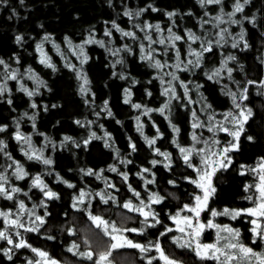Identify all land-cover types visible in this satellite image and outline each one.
<instances>
[{"label":"trees","instance_id":"obj_1","mask_svg":"<svg viewBox=\"0 0 264 264\" xmlns=\"http://www.w3.org/2000/svg\"><path fill=\"white\" fill-rule=\"evenodd\" d=\"M234 2L223 0L222 5L201 7L199 0H111V4L109 0H23V3L21 0H0V59L9 66L5 69L0 65V83H4V76L12 71H16L18 77L6 81L10 92L0 97V126H7L5 131L0 132V140L7 146L0 153V173L7 175V186L22 189L12 200L0 196V211H10L11 219H15L19 212L21 222L25 224L24 229H18L21 236L16 237L15 230L0 217V230L8 228L14 241L23 238L32 248L47 252L61 264H95L99 253L108 250L111 240L102 228H97L91 221V213L123 230L137 229L135 232L125 231L128 240L144 246H148L149 242L153 245L159 242L165 254L179 264H219L213 259L199 258L191 248L178 247L172 239L183 234L175 230L176 224L170 217L178 212L191 215L181 209L184 204H193L192 197L200 193V189L190 179H186H196L197 173L185 164L177 145L199 149L204 146L203 141H208V146L215 150L231 140L227 133L208 130L212 126L208 116H215L213 123L219 122L231 128L223 114L239 110L234 108L231 97L226 93L236 92L237 102L240 103V92L247 86L248 99L243 101L242 106L251 108L253 115L245 124L239 151L229 154L232 158L231 166L227 170L218 171L213 177L216 193L209 201V210L201 213L200 221L207 223L212 219L215 224L237 228L241 233L240 240L245 245L257 252L264 250V241L257 239L252 243V217L242 215L233 220L228 215L212 217L210 211L253 207V201L246 197L254 196V189L246 192L245 186L254 184L256 177L247 168L241 169L240 166L254 167L259 158L264 157V94H260L264 93V88L259 85L264 80V0H250L244 11L236 14L234 19L241 20V24L227 22L217 27L214 17L220 14L221 7L225 13L232 12ZM152 7L159 11H152ZM145 8L147 11L140 16L134 15L136 11ZM126 9L133 12L132 18L123 15ZM173 11L177 15L169 18L166 13ZM205 12L209 15L206 16ZM253 16L256 17L255 25L243 19ZM224 19L227 21V16ZM112 21L123 31L134 32L135 38L126 37L112 28ZM203 21L209 22L203 23L201 27ZM146 22L159 24L161 31L155 28L141 31L135 27L139 24L144 28ZM241 27L245 30L249 47L244 48L243 42H240L238 47L233 48V37L239 39ZM169 28L183 39L176 41L174 46L167 39L165 44H159L161 38L168 37ZM221 29H227V33L217 45L215 41L219 39L217 33ZM106 30L111 31V36L105 35ZM188 31L200 39L195 42L189 40ZM17 35L24 38L20 44L16 43ZM149 35L155 43L150 44L146 39ZM45 36L50 39L45 41ZM89 38L103 41L104 45L85 43ZM209 41L212 42V50L203 52L199 66L188 64L185 68L188 60L196 59L189 53L203 51ZM41 43L44 54L54 68L40 62L41 53L37 51L36 45ZM78 45H83V55ZM141 45L144 46L143 51ZM116 49L121 51L113 56L111 51ZM149 51H152L154 60L158 59L166 65L163 70L141 59ZM229 55L236 59L228 61L227 67L222 68L223 61ZM84 56L88 59L81 64ZM117 59L122 60V63L113 68ZM69 63L86 75L89 84L85 87L90 89L87 95H81L83 82L78 79L77 71L67 66ZM177 63H180L179 69L175 67ZM227 68L233 69L231 79ZM29 69L32 73H29ZM216 69H221L220 75L209 79ZM164 73H173L178 77L172 81V85L179 99L171 98V93L169 96L163 95L168 84H162L159 77L163 76L165 82L171 80V76ZM31 74H35L44 84L39 85L37 94L28 97L20 89L23 84L29 90H37L36 82L29 78ZM121 74L126 78L121 79ZM181 81L187 85V95L181 87ZM247 81L257 83L247 85ZM125 89L130 92L128 103H125ZM8 99L12 100L11 104L7 103ZM105 100L108 101L112 116L103 110ZM33 102L36 108L30 106ZM166 103L168 108L163 113L159 112L158 109ZM134 104L142 107L134 108ZM145 109L152 111L145 113ZM137 117L142 132L137 131ZM77 120L81 124H77ZM194 123L201 126L193 128ZM17 124L21 134L31 137L32 147L37 150V154L42 152L43 158L53 161L51 165L43 164L42 160L28 159L25 151L30 153L32 149L15 139ZM173 126L179 131L174 132ZM93 132L100 139L93 138L85 145L84 141ZM105 132L111 134L110 138L105 137ZM193 135L197 137L196 141L192 140ZM65 136L72 137V140L65 141ZM247 136H252L253 140H247ZM144 137L156 138L155 145L149 147ZM213 140L219 141V146L212 145ZM105 141L110 147L105 146ZM130 144H135V151ZM155 148L170 153V168L165 167L168 161L156 153ZM152 160L157 161L155 166L151 164ZM14 161L24 168L27 177L18 180L13 176L16 166ZM190 162L200 167V156L193 153ZM110 166L116 167L117 171H111ZM144 168L150 171L138 175ZM88 169L93 170L94 174H86ZM241 171L245 174L241 175ZM120 173H126L128 180L125 181ZM57 174L62 179H58ZM96 174H99V179ZM153 174L155 182L146 184V181L153 179ZM37 175L49 189L58 194V198H46L40 188L32 185ZM63 181L74 187H68ZM169 181L175 183L170 184ZM81 190L86 194L84 203L77 202V208H73L74 199ZM132 190L138 192L139 197ZM153 193L164 197L163 201L151 203ZM101 195L107 203L101 199ZM20 201L26 205L22 212L19 211ZM128 201L135 207H141L140 201L145 205L150 204V209L145 208L144 211L151 210L156 213V217L150 216L145 222L142 213L123 207ZM32 213L44 218L39 231L25 230L36 226L31 223L35 220ZM155 219H159L160 223L156 224ZM153 224L154 227L149 226ZM167 228L173 231L166 232ZM69 229L74 230V234H70ZM216 241L217 229L214 228H206L200 237L202 244ZM73 243L79 245V252L91 250L95 254L93 259L88 260L69 251ZM7 248L13 249L10 253L12 259L9 260L0 251V264H28V261L38 259L30 248L16 249L14 245L0 240V249ZM152 257H156L152 264H164L155 247L147 252L130 247L115 249L109 259L111 264H148Z\"/></svg>","mask_w":264,"mask_h":264},{"label":"snow or ice","instance_id":"obj_2","mask_svg":"<svg viewBox=\"0 0 264 264\" xmlns=\"http://www.w3.org/2000/svg\"><path fill=\"white\" fill-rule=\"evenodd\" d=\"M21 3H23V0H21ZM199 3L201 5V7H204L205 5H213V4L222 5L223 0H199ZM249 3H250V0H243V2H241V0H235L234 4L232 6L233 11L229 12V13H225L223 10V7H221L220 14L217 15L216 17H214V19L217 21L216 26L219 27L220 23H227V22H230L232 24H241L242 21L236 20V19H234V17L236 16L237 13H242L244 11L245 5H247ZM109 4H111V0H109ZM149 7H151V5H149ZM145 11H147L146 8L140 9V10L136 11L134 15L138 17ZM152 11H154V12L159 11V9L152 7ZM123 15L127 16L129 18H132L133 12L129 9H126L124 11ZM166 15L169 18H172V17L176 16L177 13L174 11L173 12H167ZM205 15L207 16L209 14L207 12H205ZM225 16H227V18H228L227 21L224 19ZM243 19H248L249 22L254 24V25L256 23V17L255 16H253L251 18L244 17ZM208 22L209 21H203L201 24V27H203V23H208ZM135 27L140 28L141 31H145L146 29H153V28H155L158 32L161 31L159 24L152 25V24L147 23V22L145 23L144 28H141V26L139 24L135 25ZM112 28L116 29L117 31L122 32V34L126 37L135 38L134 32L123 31L119 27V25L116 24L115 21H112ZM168 33H169L168 37L167 38H161L159 40V44H161V45L165 44L166 39H167V40L171 41L172 45L174 46L176 41H180L183 39V37L174 34L172 32L171 28L168 29ZM225 33H227V29H221L217 33V35L219 36V39H217L215 41V43L217 45H219L221 43V41L224 40ZM105 35L111 36V31L106 30ZM245 35H246L245 30L243 29V27H241V32L239 33V39L236 40V38L233 37L234 42L232 43L231 46L233 48H236L239 46L240 42H243L244 48H248L249 45H248L247 40L245 39ZM187 38L193 42L200 39L199 37L195 36L191 31L187 32ZM23 39L24 38L22 35H17L16 36V43L20 44L23 41ZM43 39L45 41H47L50 39V37L45 36ZM65 39L67 40V38H65ZM146 39L150 42V44L155 43V41H152V38L150 35L146 36ZM93 42L98 43L101 46L104 45L103 41L94 40L92 38H89L88 40L85 41V43H93ZM68 45H69V48L72 47L70 40L68 41ZM77 47H79L80 53H81V55H83V45H78ZM124 47L127 49L126 45ZM36 49L38 52L41 53L40 62L43 64H46L48 67L54 68V65H52L50 63V59L44 54L42 43L37 44ZM143 49H144V46L141 45V50L143 51ZM57 50H59V49L57 48ZM127 50L131 51V49H127ZM211 50H212V42L209 41L207 44V47H203V51H200V52L192 51V52H190L189 55L195 56L196 59L195 60H188L187 64H185V68H187L188 64H194V66L198 67L200 64V59L203 55V52L211 51ZM120 51H121V49H116L115 51H111V54L113 56H117ZM176 55H177V60H179V51L178 50H177ZM16 59H17V63H18V58H16ZM87 59H88V57L84 56L83 59L81 60V64L85 63L87 61ZM141 59L152 62V66L157 68V69H160V70H163V68L166 66V65L162 64L160 60H158V59L154 60L152 51H149L146 55H142ZM235 59H236L235 56H232V55L227 56L226 59L222 63V68L227 67L228 61H232ZM120 63H122V60L117 59L116 62L113 64V68H115L116 64H120ZM0 65H3L5 69H7L9 67L3 59H0ZM67 66L69 68L73 69L74 71H77L78 79L82 80V82H83L81 87H80V93H81V95H87L88 92L90 91V89L85 87L86 85L89 84V81H88L86 75L82 74V70H77L75 65H72L69 63ZM175 67L177 69H179L180 63H177L175 65ZM28 71H29V73H32L31 69H29ZM232 71H233L232 68H227L229 79H231ZM220 72H221V69H216L215 72L212 74V76H209V79H212L213 76H219ZM113 75L115 76L116 73L113 72ZM164 75L171 76V80L165 82L163 79V76L159 77L162 84H164V83L168 84V87L164 88L163 95L169 96V93H171V98L179 99V97L176 95L175 88L172 85V81L177 80L178 77L173 73H164ZM17 78L18 77H17L16 71H12L11 74L4 76V83H0V97H2L5 92H10V89L7 88L6 81L9 79L16 80ZM29 78L36 82L37 90L36 91L29 90L23 84H21L20 90L25 92L28 97H32L35 94H37L39 85L44 84V82L42 80H39L35 74H31ZM120 78L125 79L126 77L123 74H121ZM134 83H135V81H134ZM256 83H257L256 81H247V85H253ZM180 84H181V87H183L185 90V95H187V92H188L187 85H185L182 81L180 82ZM259 85L261 88H264V80H261L259 82ZM45 87H46V85H45ZM226 94L231 97L234 108L239 110L238 112L228 111L227 113L223 114L224 120L227 121L232 127L230 128V127L224 126L223 124H220L219 122L213 123L215 121V116L209 115L208 121L212 124V126L209 127L208 130L210 132H213L215 130V131L227 133L232 139L229 140L223 146H219V143H220L219 141L213 140L212 145L219 146L218 150H213L212 147H209L208 141H203V144L205 145V147H202L199 149L195 148L194 146L185 148V147H180L179 145H177L180 153L182 154V158H183L185 164H187L189 167H192L194 169V171H196V173H197L196 179H191V178H186V179H190V182L192 184H194L198 189H200V193L195 194L192 197V199L194 201L193 204H191V205L184 204L183 208L181 209V211H187L191 215H181V213L178 212L175 216L170 217V219H172L176 224L175 230L178 231L179 233L183 234L182 236H174L172 239L177 244L178 247H180V248H191V249H193V251H195L196 255L199 258H201V259H213V260L218 261L219 264H264V250L257 252L252 247L245 245L240 240L241 233H240L239 229L232 228L228 225L221 226V225L215 224V223H213L212 219H209L207 221V223H203L200 221L201 213L206 211V210H209L208 209L209 201L216 193V188L213 184V177L216 175V173L218 171L227 170L231 166L232 158L229 154L231 152H234V151H239L240 137L245 132V124L248 122L250 117L253 115L251 108H248L246 105L242 106L243 101L248 99V87L247 86H245L243 88V90L240 92V95H239L240 103L237 102V93L236 92L229 91ZM260 94H264V93H260ZM92 95L94 97L95 94L93 93ZM149 95H151V93H149ZM129 96H130L129 90L125 89V103L129 102V99H128ZM85 102L88 103L87 100ZM7 103L11 104L12 100L8 99ZM30 106L32 108L37 107V105L34 102ZM168 106H169L168 103H166L162 108L158 109V111L163 113L165 111V109L168 108ZM53 107H55V105H53ZM133 107L139 109L142 106L139 104H134ZM208 108H211V106L208 105ZM45 110H46V106H45ZM103 110H105L107 112L108 116H112L111 110L108 109V101L107 100L104 101ZM151 111H152V109H145V113L151 112ZM24 115H27V113H25ZM96 115L98 116L99 113H97ZM193 116H195V112H193ZM229 118H231V119H229ZM32 119L34 120V117H32ZM76 123L81 124V121L77 120ZM88 124L90 125L91 121H89ZM33 126H35V125H33ZM192 126H193V128H197V127H200L201 124L194 123ZM6 127H7L6 125L0 126V132L5 131ZM18 129H19V125L17 124V131L15 133V139L17 141H20L23 144L27 145L29 149H32L30 153L28 151H25V155L28 157V159H30V160L31 159L42 160L43 164L51 165L53 163V161L51 159L43 158L42 152L40 154H37V150L32 147L31 137L21 134V132ZM137 131L142 132V126L139 124V117H137ZM173 131L178 132L179 129L176 128L175 126H173ZM110 136H111L110 133L105 132V137L110 138ZM93 138L100 139V137H97L96 133L93 132L90 134L89 138L84 141V144L87 145L90 142V140ZM144 139L146 140L149 147H152L155 145L156 138L149 139L148 137H144ZM246 139L249 141H252L253 137L247 136ZM64 140L65 141L72 140V137L65 136ZM192 140L196 141L197 137L195 135H193ZM73 143H75V141H73ZM173 143H175V141H173ZM77 146H79V145H77ZM105 146L110 147V145L108 144L107 141H105ZM6 147L7 146L4 143V141L0 140V153H3ZM130 147L133 151H135V148H136L135 144H130ZM154 151L156 153H158L160 156H163L165 158V160L168 161V163L165 164V167L170 168L171 167L170 153L161 152L159 148H155ZM193 153L200 156V158H201L200 163H201L202 167L191 164L190 161H191V157H192ZM5 154L8 155L7 153H5ZM9 159H11L10 155H9ZM13 163L16 165L15 171L13 172V176H15L16 179L20 180V179H24L25 177L28 176V173L24 170V168L21 165H19L18 162L14 161ZM122 163H125V162L122 161ZM126 163H131V161H127ZM151 164L153 166H155L157 164V161L152 160ZM8 167H12V165H8ZM240 167H241V169L247 168V171L253 173L256 177V182L254 184H249V185L245 186L246 192L254 189L255 195L254 196L249 195L246 197V199L253 201L254 206L250 207V208H244V209H228V208H225L221 212H218L215 209H211L210 210L211 216L216 217L219 215H228L233 220H235L237 217L242 216V215H248L250 217H253V219L250 220V223L252 225L250 231L253 234L252 243H255L257 239L264 241V157H260L257 164L254 167H249V166H245V165H241ZM110 168H111V171H113V172L117 171V168L114 166H110ZM81 171H84V170H81ZM102 171L103 170H101V172ZM149 171H150V169L144 168L141 173H138V175L142 176L143 173H147ZM86 174L93 175L94 173H93V170L88 169ZM244 174H245V172L241 171V175H244ZM96 175H97V178L99 179L100 178L99 174H96ZM120 175L123 177V179L125 181L128 180V175L126 173H120ZM57 177H58V179H62L59 177L58 174H57ZM63 182L65 184H68V187H74V185L69 184L67 181H63ZM154 182H155V180H154V174H153V179L150 181H146V184L147 183H154ZM169 183L174 184L175 182L169 181ZM7 185H8L7 175L0 173V196H3L8 200H12V199H14V195L16 193H20L22 191V189H20L18 187H9ZM32 185L34 187L40 188V190L43 192V195L46 198H49V199L58 198V194L53 192L51 189H49L48 185L42 181V179L40 178L39 175H37L32 180ZM109 186L113 187V188L115 187V185H109ZM129 187H131V186H129ZM132 191L134 192V195L136 197H139L140 194L138 192H135V190H132ZM25 195H27V193H25ZM85 195H86L85 192L83 190H81L79 193V196L74 199L72 207L77 208V202H79L80 204H83ZM101 199L104 200L105 203L108 202L106 199H104L103 195H101ZM109 199L114 200L115 197H109ZM163 199H164V197L160 196L158 193H153L150 197V202L158 204V203H161L163 201ZM140 204H141V207H135L131 203V201H128V202L124 203L123 207L127 208L131 211H136V212L142 213V215L145 218V222H147V219L150 216L153 218L156 217V213L152 212L151 210L144 211L145 208L150 209V204L145 205L143 201H140ZM25 208H26V205H25L24 201H20L19 202V211L22 212L25 210ZM11 215H12V213L10 211L9 212L0 211V217L4 218V223L15 230V236L16 237H20L21 233L18 229H24L25 224L23 222H21L19 212L17 213V216L15 219H11L10 218ZM32 215L35 216V220H32L31 223L36 225V226L26 228L25 230L26 231H33V232L39 231V226L44 223V218L41 216L35 215V213H32ZM89 218L91 219V221L95 224V226L97 228H102L104 234L106 236L110 237V240H111V243L108 246V250L99 253L98 259L95 261V264H111L109 257L112 255V250L120 249V248H124V247L138 248V249H140L141 252L150 251L152 249V247H155L156 251L159 253V259L162 260L164 262V264H179V262L177 260L172 259L168 255L165 254V252H164L163 248L161 247V245L159 244V242H157L155 245H153L151 242H149L148 246H144L141 244L133 243L131 240H128L125 236L119 234L122 231H133V232H135V231H138L137 229L121 230V229L116 228L115 224H112L111 225V231H110L108 221L104 220L102 217L92 216L91 213H89ZM36 222H39V224L37 225ZM155 223L159 224L160 223L159 219H155ZM149 226L154 227L155 225L153 224V225H149ZM206 228L217 229V241L215 243H211V244L204 243V244H202L200 242V237L202 236V234ZM139 231L142 232L143 229H140ZM172 231H173L172 228L166 229V232H172ZM69 232H70V234H74V230H72V229H69ZM166 232L161 233V236L165 235ZM221 233H224V235H221ZM49 239H52V237H49ZM0 240H5L7 242V244L14 245V247L16 249L27 247V248H30L33 252H35L37 254V256L39 257V259H36L35 261L30 260V261H28V264H60L59 261L52 259L47 252L42 251L40 249L32 248V246L30 244H28L27 241L24 240L23 238L19 239L18 242L14 241L12 235L9 234L8 228L0 230ZM221 242H223V243H221ZM85 243L87 244V240H85ZM12 250H13L12 248L0 249V251H3L9 260L12 259V256L10 255ZM68 250L74 252V254L80 255L81 257H85L88 260H92L93 256L95 255L91 250L86 251V252H79V245H77L75 243H73V245ZM153 259H156V257H152L151 259H149L148 264H152Z\"/></svg>","mask_w":264,"mask_h":264},{"label":"rangeland","instance_id":"obj_3","mask_svg":"<svg viewBox=\"0 0 264 264\" xmlns=\"http://www.w3.org/2000/svg\"><path fill=\"white\" fill-rule=\"evenodd\" d=\"M223 145H225V144H223ZM222 145V146H223ZM203 147H205V145L203 146ZM200 148H202V147H200ZM215 150H218L217 148L215 149ZM201 159V158H200ZM215 159V158H214ZM200 167H202V165H201V163H200ZM252 219H253V217H252ZM116 228H118V229H121L120 227H117L116 226ZM109 230L111 231V225H109ZM121 230H123V229H121ZM120 235H123V236H125L126 237V235H125V231H122L121 233H119ZM127 238V237H126ZM38 259H39V257H38ZM110 260V259H109ZM61 264V263H60Z\"/></svg>","mask_w":264,"mask_h":264}]
</instances>
